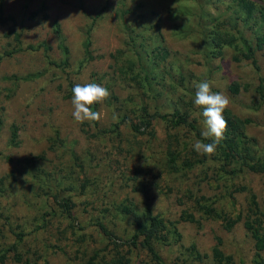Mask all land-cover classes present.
Here are the masks:
<instances>
[{
  "label": "rangeland",
  "instance_id": "obj_1",
  "mask_svg": "<svg viewBox=\"0 0 264 264\" xmlns=\"http://www.w3.org/2000/svg\"><path fill=\"white\" fill-rule=\"evenodd\" d=\"M250 1L264 7V0ZM234 7L235 3L228 0L3 1L6 22L0 25V251L14 241L12 231H21L25 237L20 251L28 264H85L93 253L102 256L111 250L96 222L121 241L130 236L131 220L115 210L129 200L138 211L144 203L149 204L151 212L180 235L176 243L154 245L163 262L180 264V259L189 260L183 253L190 244L208 255L213 237L218 236L220 248L231 257V264H250L252 245L241 221L225 228L220 220L207 219L197 212V204H211L217 212L235 219L238 212H246L247 194H234L236 203L231 206L229 184L245 186L261 201L264 174L222 179L216 162L210 160L212 156H206L209 163L205 167L196 165L171 172L165 165L167 149L179 152L181 157L185 155L180 153L181 144L189 142L193 146L196 142L185 127L172 128L156 119L149 133L136 135L125 124L117 135L93 136L91 123L75 121L72 96H66L67 81L74 85H107L119 102L99 105L103 115L98 128H108L116 119L113 117L123 111H130L129 117L135 122L137 107L145 103L150 112H186L202 133L201 109L195 106L194 98L196 85L207 80L213 92L229 97L227 109L233 116L250 120L244 133L263 149L264 105L259 108L254 102V88L260 81L264 87V56L255 52L257 71L247 61L233 62L232 48H224L217 59L204 57L197 33L200 27L195 25L221 23L234 36L252 41L254 28L236 18ZM55 23L59 36L53 33ZM8 28L19 34L22 48L47 44V54L55 62L60 59L61 39L70 50L68 79L47 64L40 50H19L3 56L15 47L4 36ZM86 30L95 58L79 68ZM258 33L264 34V24ZM130 37L142 45L141 49L150 50L161 43L169 53L152 67L151 90L146 93L112 75L111 55L127 50ZM230 82L242 88L238 96L227 92ZM11 124L18 128L15 147L8 145ZM54 197L70 199L74 224L80 230L71 229L57 213ZM182 212L192 213L199 225L186 222ZM42 223L44 226L36 229ZM127 258L128 264H151L139 248L131 249ZM5 264L19 263L8 253ZM196 264L209 262L203 258Z\"/></svg>",
  "mask_w": 264,
  "mask_h": 264
},
{
  "label": "trees",
  "instance_id": "obj_2",
  "mask_svg": "<svg viewBox=\"0 0 264 264\" xmlns=\"http://www.w3.org/2000/svg\"><path fill=\"white\" fill-rule=\"evenodd\" d=\"M3 1L4 0H0V25L6 22L3 11ZM228 2L235 3L233 12L237 15L236 18H239L241 23L254 28L252 31L254 37L252 41H250L242 35L234 36L229 33L221 23L212 24L211 27H208L204 22H201L200 25L199 23L195 24L200 27V31L197 33L200 36L204 57L217 59L222 55L224 48H232L234 50L231 57L233 62L237 63L241 60L247 61L254 70H256L255 52L259 51L261 55L264 56V34L258 33V28L264 24V7L260 6L259 8L255 2L250 0H228ZM122 13L125 14L126 12L123 11ZM257 24L258 26L255 28ZM53 26V33L59 36L58 25L55 23ZM4 36L10 38L15 47L12 48L11 51H5L3 56H10L12 53L19 50H40L47 64L58 68L65 76V80L68 79L66 70L69 66L70 50L61 39L58 44L60 59L58 62H55L50 60L47 54L49 51V46L47 44L41 43L36 47L28 45L22 48L19 34L16 33L13 28H8ZM133 39L130 37L129 48L127 50H118L115 53L116 55H111L113 60L111 64L112 75L124 79L132 88L134 87V89L146 93L151 90L150 80L153 79V74H151L152 67H156L159 62L164 61L169 53L161 43H158L150 50H144L141 49L142 45H137ZM91 45L89 30H86L81 42L82 59L78 63L79 68L94 60L95 57L92 55ZM127 53L129 55L125 56ZM123 55L124 59H122ZM164 72L167 73L166 71ZM29 77H32V75ZM92 77H95V75L92 74ZM74 86L72 82L67 81L66 96H72V89ZM106 88L110 93V97L105 103L113 105L119 102L117 96L109 90L110 88H108L107 85ZM226 89L231 96H238L242 90L240 85L236 82H230ZM254 93L256 96L254 102H257V106L260 108L264 105V87L262 81L258 82L254 88ZM98 109L99 105H97L94 110L98 111ZM121 113L122 114L116 117L115 121L108 128H98L97 122H92V128L94 129L93 136L117 135L120 128L125 124H127L129 130L136 135L145 132L149 133L151 131L152 122L156 119H160L172 128L185 127L195 141L202 140L204 142H210L204 140L195 121L188 118V114L180 109H174L169 113L161 114L158 110L150 112L148 106L145 103H141L136 109L135 122L129 117L130 111H123ZM224 117L228 123V131L225 134L226 139L218 147L217 155L212 156L214 159H210L216 162L215 167L217 169L216 171L220 173L219 177L232 180L237 176L247 173L253 175L264 174V148L260 149L257 147L255 142L248 139L244 133V127L246 124L250 123V120H241L233 116L229 109L224 112ZM1 124L2 120L0 118V127ZM17 132V126L11 124L8 128L9 146H17ZM181 152H184L185 155L180 157L179 152L170 148L167 149L165 165L169 171L177 172L180 170H187L196 165L205 167L209 161L206 156L198 154L189 142L181 144L180 153ZM74 160H76L75 157ZM80 187L82 190L84 185ZM228 188H230V190L227 192V197L230 205L233 207L236 203L234 194L246 191L245 214L238 212L235 219H231L228 218L227 215L217 212L211 204L202 205L199 203L197 204V210L200 211L197 212H201V215L207 219L220 220L225 228H230L236 220H240L252 245L253 254L250 264H264V199L258 201L257 197L243 185L229 184ZM53 202L57 213L69 222V227L74 230H80V228L74 224L73 204L70 199L67 197H54ZM124 202L125 203H120L115 210L123 217H127L131 220L132 232L130 236L126 241H121L102 223L96 222L95 226L101 236L106 240L111 250L108 251V254L102 256H98L96 252L93 253L88 257L85 264H128L127 254L131 249L136 248L144 251L151 264H167L163 262L159 253L155 250L154 245L178 242L180 235L177 233L176 228L171 227L170 223L159 215L153 214L149 204L144 203L142 210L138 211L131 201L124 200ZM182 214V218H184L186 222L193 223L196 226L199 225L198 220L194 219L192 213L182 212ZM43 226L44 224L42 223L41 226H37L36 229ZM12 235L14 241L0 251V264H5L6 255L8 253L11 254L14 262L28 264L26 260L22 259V253L20 251V246L25 237L24 234L21 231H12ZM220 243V237L214 236L213 245L208 255L201 254L195 245L190 244L184 249L183 253L189 260L180 259V264H196L203 258L207 259L209 264H231V257L223 253L220 248ZM121 248L127 249L126 251H122Z\"/></svg>",
  "mask_w": 264,
  "mask_h": 264
},
{
  "label": "clouds",
  "instance_id": "obj_3",
  "mask_svg": "<svg viewBox=\"0 0 264 264\" xmlns=\"http://www.w3.org/2000/svg\"><path fill=\"white\" fill-rule=\"evenodd\" d=\"M110 97L106 87L95 82L76 84L72 89L71 104L72 115L79 124L85 122H99L102 119V112L94 110L97 105H103ZM194 104L201 109L204 129L201 133L206 141L197 140L193 148L204 156L217 155V149L226 139L228 123L224 117L230 99L223 93L213 92L212 85L207 80L196 85ZM116 117L114 116L113 119Z\"/></svg>",
  "mask_w": 264,
  "mask_h": 264
}]
</instances>
